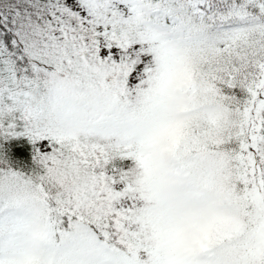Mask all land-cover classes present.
I'll return each instance as SVG.
<instances>
[{"label": "snow or ice", "instance_id": "6c2138e0", "mask_svg": "<svg viewBox=\"0 0 264 264\" xmlns=\"http://www.w3.org/2000/svg\"><path fill=\"white\" fill-rule=\"evenodd\" d=\"M0 264H264V0H0Z\"/></svg>", "mask_w": 264, "mask_h": 264}]
</instances>
